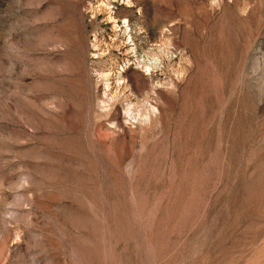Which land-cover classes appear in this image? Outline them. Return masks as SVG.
<instances>
[{"label": "rangeland", "instance_id": "rangeland-1", "mask_svg": "<svg viewBox=\"0 0 264 264\" xmlns=\"http://www.w3.org/2000/svg\"><path fill=\"white\" fill-rule=\"evenodd\" d=\"M0 264H264V0H0Z\"/></svg>", "mask_w": 264, "mask_h": 264}, {"label": "bare ground", "instance_id": "bare-ground-1", "mask_svg": "<svg viewBox=\"0 0 264 264\" xmlns=\"http://www.w3.org/2000/svg\"><path fill=\"white\" fill-rule=\"evenodd\" d=\"M150 70H151V66L150 65H146L145 66V71L150 72Z\"/></svg>", "mask_w": 264, "mask_h": 264}]
</instances>
